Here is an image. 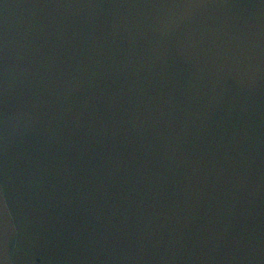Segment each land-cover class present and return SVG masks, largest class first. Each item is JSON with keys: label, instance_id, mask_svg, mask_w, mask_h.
<instances>
[{"label": "water", "instance_id": "obj_1", "mask_svg": "<svg viewBox=\"0 0 264 264\" xmlns=\"http://www.w3.org/2000/svg\"><path fill=\"white\" fill-rule=\"evenodd\" d=\"M0 264H264V0H0Z\"/></svg>", "mask_w": 264, "mask_h": 264}]
</instances>
